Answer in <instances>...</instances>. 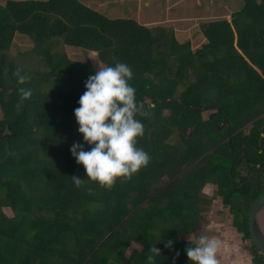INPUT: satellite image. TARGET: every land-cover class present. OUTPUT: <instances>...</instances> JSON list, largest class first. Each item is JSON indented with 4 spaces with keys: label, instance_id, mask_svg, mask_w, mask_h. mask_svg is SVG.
<instances>
[{
    "label": "trees",
    "instance_id": "1",
    "mask_svg": "<svg viewBox=\"0 0 264 264\" xmlns=\"http://www.w3.org/2000/svg\"><path fill=\"white\" fill-rule=\"evenodd\" d=\"M15 33L29 38L28 50L10 53ZM202 33L208 43L193 52L171 27L110 19L81 0L0 3V264H148L153 245L161 254L155 264H192L184 250L195 242L180 237L201 231L212 202L204 192L208 184L232 208L253 263L264 264L249 233L251 183L253 200L264 192V0H245L232 21L208 22ZM59 45L97 52L105 65L123 62L132 69L136 118L144 126L136 146L150 160L110 188L86 177L79 187L72 180L85 175L69 151L74 142L84 143L73 111L95 70L72 62L56 50ZM42 65L48 68L44 81L29 77L27 85H33L23 88L32 95L22 100L17 70ZM181 86L186 91L180 101L175 97ZM204 108L213 117L204 120ZM254 119V129L244 133ZM223 120L229 126L220 130ZM172 126L181 130L176 146L167 143ZM222 135L233 136L174 181L156 205L140 207L153 176L179 174L209 142H222ZM169 239L173 244L166 248ZM132 241L142 248L124 256Z\"/></svg>",
    "mask_w": 264,
    "mask_h": 264
},
{
    "label": "clouds",
    "instance_id": "2",
    "mask_svg": "<svg viewBox=\"0 0 264 264\" xmlns=\"http://www.w3.org/2000/svg\"><path fill=\"white\" fill-rule=\"evenodd\" d=\"M18 83L27 79L16 72ZM133 72L129 65L117 62L101 67L84 82L85 91L80 95L73 116L78 124L77 131L82 134V143L74 142L70 153L77 164L83 166L84 177H72L79 187L84 178L96 182L99 186L110 188L117 178L129 179L149 163L150 156L137 147V137L144 133L141 120L136 118L139 111L136 90L129 83ZM20 98L27 100L31 89L19 88ZM147 116L148 112H141ZM264 135V133H262ZM84 144L90 146L85 150ZM173 241L165 243L171 248ZM222 242L217 238L200 235L192 246L185 248L186 256L192 264H219L217 253ZM146 260L155 264L160 250L154 245L150 248Z\"/></svg>",
    "mask_w": 264,
    "mask_h": 264
},
{
    "label": "rangeland",
    "instance_id": "3",
    "mask_svg": "<svg viewBox=\"0 0 264 264\" xmlns=\"http://www.w3.org/2000/svg\"><path fill=\"white\" fill-rule=\"evenodd\" d=\"M5 1L6 0H0V2ZM200 2V8L202 9V11L198 13L194 11L184 12V14H180L179 16H177L175 22L164 23L165 21H159L160 23H158L159 26L163 24L166 26L170 25L171 27L175 26V34H178V36L181 35L183 32V36H180V39L178 40L181 44L190 43V48L193 52L202 50L203 47H205L208 43L207 39L202 33L204 24L212 21L225 19L232 21L233 16L236 13L240 12L245 6V0H200ZM120 9L121 8L115 7V12H113V14L111 15L107 14V16L118 17L122 19L134 18L131 12H122L119 11ZM30 47L31 43L27 36L20 33H15L13 43L10 48V53L18 54L20 52L28 50ZM56 50L64 51L72 62L79 64L89 63L95 71L99 70V65L101 67L106 66L100 61L97 52H90L68 45H59L57 46ZM255 68L259 71L256 66ZM47 71L48 68L43 65L39 67V70H34L30 67L24 68L21 75L26 76L27 79L23 84L19 85V88L23 87L24 85H27L29 77L32 76H37L40 81H44L45 74ZM153 77L154 76L150 75V78ZM29 84L27 85V87H31L33 85L32 82ZM1 86L3 85L0 84V91ZM185 91L186 87L181 86L175 98L177 100H180L181 94ZM200 112L204 120H208L210 117H213L212 115L214 114L213 111L208 110L207 108L200 110ZM2 113L3 111L0 107V117L2 116ZM165 116H170V112L167 111L165 113ZM260 118L264 119V114H262ZM257 121V119L248 121L241 130L244 133L249 134L254 129V126ZM221 123L222 124L220 126V130H224L228 122L227 120H223ZM170 129L171 132L167 139V143L176 146L179 144L180 141L179 135L181 130L178 126H172L170 127ZM4 131H6V129ZM185 132L191 133L192 129H187V131ZM232 136L233 135H226L225 137L223 136L225 139H222L223 141L219 144L214 141L209 142L205 151L201 155H199V157H195L194 161L189 162L183 168H181L182 170L179 174L169 172L168 174L162 173L153 176L151 180L154 183V186H152L151 191L148 195L140 199V207L150 204L151 202L156 205V202L158 201V199H160L161 194L166 189H168V187L174 181H176L178 178L183 177L192 167L197 165L199 162H202L207 155L211 154L217 148L229 141ZM217 189L218 187L213 184H208L204 189L205 195L212 199V202L209 206H207V210L203 212L205 220L203 222L201 231L197 235H182L180 237V240L183 242H196L197 238L200 235H207L210 238L214 237L221 240L222 242L221 248L217 253V259L219 264H254L250 252L246 249V247L250 243L244 240L245 235L243 233H240L239 231L238 225L236 224V217L234 215V212L232 211V208L229 205H224L223 199L217 195ZM216 195L218 197H215ZM160 204L163 205L165 203ZM127 205L129 208L133 207L132 202ZM239 206L240 203H237L236 207ZM2 210L8 216L13 215L12 211L9 207H7V205H4L2 207ZM262 214L264 215V211ZM115 228H118V225ZM141 248V243L132 241L127 247L124 248V250H122V252L124 256L130 257L135 250H140ZM94 250H92L86 256V260L94 254Z\"/></svg>",
    "mask_w": 264,
    "mask_h": 264
},
{
    "label": "crops",
    "instance_id": "4",
    "mask_svg": "<svg viewBox=\"0 0 264 264\" xmlns=\"http://www.w3.org/2000/svg\"><path fill=\"white\" fill-rule=\"evenodd\" d=\"M92 8L107 14H113L115 7L121 8L119 11L131 12L134 18H128L137 21L147 27L159 26V21L164 23L175 22L177 16L184 12H200V0H81ZM4 3V2H0ZM171 6V8H170ZM108 17V16H107ZM110 19H122L118 17H108ZM230 21V20H229ZM171 27L170 25H161ZM174 29L176 33V28ZM177 40L181 35L175 34ZM179 41V40H178ZM180 43V41H179Z\"/></svg>",
    "mask_w": 264,
    "mask_h": 264
},
{
    "label": "water",
    "instance_id": "5",
    "mask_svg": "<svg viewBox=\"0 0 264 264\" xmlns=\"http://www.w3.org/2000/svg\"><path fill=\"white\" fill-rule=\"evenodd\" d=\"M231 179L234 186L232 176ZM251 184L253 185V192L250 196L252 210L249 219V233L253 244L264 254V215L262 214L264 211V192L253 200L255 184L253 182ZM245 186H242L241 189Z\"/></svg>",
    "mask_w": 264,
    "mask_h": 264
}]
</instances>
